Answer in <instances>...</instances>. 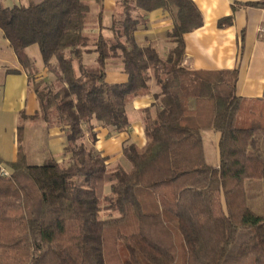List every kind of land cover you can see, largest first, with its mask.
Listing matches in <instances>:
<instances>
[{"label": "trees", "instance_id": "trees-1", "mask_svg": "<svg viewBox=\"0 0 264 264\" xmlns=\"http://www.w3.org/2000/svg\"><path fill=\"white\" fill-rule=\"evenodd\" d=\"M123 4L108 37L87 30L84 0H0V31L38 99L33 116L21 117L57 126L67 140L62 160L30 164L20 149L6 162L8 175L0 171V264H264V211L250 200V190L264 185V94L239 96L237 68L183 65L184 35L203 24L193 0ZM157 8L174 23L168 37L176 44L165 58L134 34L146 24L134 12ZM231 23L227 16L218 24ZM32 44L52 81L37 79L25 51ZM91 52L96 64L85 65ZM110 60L122 63L126 82L107 80ZM152 82L158 90L144 111L146 145L124 147L129 167L108 166L85 138L96 142L95 121L126 130L127 105L151 93ZM203 129L219 136L218 167L206 163ZM145 220L151 232L172 236L175 248L147 235Z\"/></svg>", "mask_w": 264, "mask_h": 264}, {"label": "crops", "instance_id": "crops-1", "mask_svg": "<svg viewBox=\"0 0 264 264\" xmlns=\"http://www.w3.org/2000/svg\"><path fill=\"white\" fill-rule=\"evenodd\" d=\"M4 4H28L29 0H2ZM91 6L90 21L87 30L91 33L112 36V20L121 15L124 1L136 0H84ZM202 13V26L184 35L185 56L183 65L194 70H239L237 93L247 99H260L264 94V5L252 6L247 2L264 0H193ZM135 15L144 16L146 24L134 33L140 46L154 47L162 57H166L175 44L169 37L173 27V17L168 10L157 8L150 12L136 10ZM100 15L102 19L100 20ZM232 17L230 25L219 26V21ZM39 48V49H38ZM40 47L32 44L26 53L32 64L39 70L37 79H44L48 69L43 64ZM91 56L92 60H88ZM97 53H85V65H95ZM107 80L121 83L128 80L123 65L118 60H110L107 65ZM28 69L21 64L8 39L0 31V165L7 171L6 162L17 160L21 149L30 164H42L50 158L62 160L66 146V132L59 127L47 129L43 120L22 119V114L32 115L38 109L36 93L31 88ZM151 84V93L131 99L126 110L129 127L118 131L113 127L94 122L97 140L95 143L86 137L88 146L94 145L99 154L107 157L108 166L122 163L128 166L123 155L124 147L135 143L144 147L145 109L151 107L153 93L158 90ZM153 109V108H152ZM23 120V123H21ZM22 126L21 132L18 131ZM206 163L219 166V136L214 129L202 131ZM23 145V147H22ZM33 161L31 162V160ZM252 204L258 210H264V195L253 199Z\"/></svg>", "mask_w": 264, "mask_h": 264}, {"label": "rangeland", "instance_id": "rangeland-1", "mask_svg": "<svg viewBox=\"0 0 264 264\" xmlns=\"http://www.w3.org/2000/svg\"><path fill=\"white\" fill-rule=\"evenodd\" d=\"M39 49V48H38ZM92 58L93 57H91V56H89L88 57V60H92ZM93 60H94V58H93ZM76 63V62H75ZM76 66H77V63H76ZM54 75H52L50 72H49V74L48 75H43V77H44V79L46 80V82H50V81H52L53 80V77ZM32 87V86H31ZM21 123H23V120H22V122ZM86 139L87 138H85V140L84 141H86ZM22 147H23V145H22ZM33 161V159L31 160V162ZM29 162H30V160H29ZM34 162V161H33ZM0 171H1V174H2V170H6L2 165H0ZM251 192H253L254 193V196H253V199H257L258 197H261V196H263L264 195V185H262V188L261 189H253V190H250V193ZM253 199H250L251 200V203H252V201H253ZM262 211H264V210H262ZM156 220H158V219H156ZM149 222V220H145V228L143 229V231H145V233H147V235H149L150 237H152V239L157 243V244H159V245H161V246H163V247H165V248H167V249H170V250H172V249H174L175 248V239L172 237V236H170V237H168L166 234L165 235H162V234H160V233H157V234H155L156 232L155 231H150V230H148L149 228H148V226H147V223ZM158 226H161L160 225V223H159V221L156 223ZM159 230V229H158ZM159 231H161V230H159ZM153 232H155V233H153Z\"/></svg>", "mask_w": 264, "mask_h": 264}, {"label": "built area", "instance_id": "built-area-1", "mask_svg": "<svg viewBox=\"0 0 264 264\" xmlns=\"http://www.w3.org/2000/svg\"><path fill=\"white\" fill-rule=\"evenodd\" d=\"M2 174L3 175H8V171L7 170H2Z\"/></svg>", "mask_w": 264, "mask_h": 264}]
</instances>
